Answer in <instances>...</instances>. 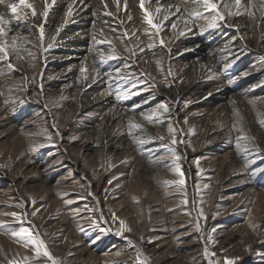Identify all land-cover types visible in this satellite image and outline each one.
Wrapping results in <instances>:
<instances>
[{"label": "rangeland", "instance_id": "obj_1", "mask_svg": "<svg viewBox=\"0 0 264 264\" xmlns=\"http://www.w3.org/2000/svg\"><path fill=\"white\" fill-rule=\"evenodd\" d=\"M170 1L207 49L185 56L181 30L129 0L104 9L146 26L110 35L92 67L46 69L41 50L77 49L65 24L0 36V264H52L21 227L59 264H264V0Z\"/></svg>", "mask_w": 264, "mask_h": 264}, {"label": "bare ground", "instance_id": "obj_2", "mask_svg": "<svg viewBox=\"0 0 264 264\" xmlns=\"http://www.w3.org/2000/svg\"><path fill=\"white\" fill-rule=\"evenodd\" d=\"M42 1H45V2L48 1L46 3L49 5H47L48 7L46 8H49V9L45 8L44 10L43 8H41L38 11H36L35 10L36 6L38 7L39 5H41ZM108 1L109 0H29V3L33 5V8L30 9L27 7H18L17 11L19 12L21 16H23V19L18 20L12 14L10 6L12 4H18L19 0H3V2H0V16H3L5 20L9 21V23L4 25L5 32L7 34L8 33L10 34L11 32H13L11 36L21 38L22 40L24 37H28L32 39V36L34 34L38 37L45 38V35L49 33V31L53 32L51 36L59 34V36L62 37L67 34L64 32L62 33L61 31V27L63 26V24H65L64 30L66 32L74 31L71 35L74 34L79 38L75 53L65 52V53H62V55L60 56L56 55L53 57L50 54L47 55V52H44V50H41V54H40L41 61L47 64L46 69L53 68L54 64H63L67 62L68 59H76L80 57H82L84 65H88L90 64V62L92 63L96 55H99V56L101 55L102 49H100L99 47L101 45L102 46L105 45L104 43H109L110 39H112L110 35L113 36L115 34L123 33L127 37H131V38L133 37V39H137V37L140 34V32L136 31V28H134V26L131 27L132 30H129L130 29L129 26L128 28H126V30L124 29L127 23L131 25H133L136 21H139L140 23H142L141 20L144 18L140 20L139 19L140 17L135 16L134 19H129V20L125 19L124 23H122L121 25L123 27L122 29L119 23H118L119 25L116 24L117 23L116 21L120 22L121 20L120 18H119L120 20H117V17L115 16L117 14L111 13L110 11L104 9V7L108 5ZM111 1H114V0H111ZM164 1H167V0H145V4H144L145 7H147L149 4L152 3V5H154L156 8H159L160 11L164 9L162 18H160L159 20L160 22H158L162 28L161 30L165 31L166 28L171 27V26L173 27V25H175L174 27L175 29L177 28L181 30L182 35L178 39H182L186 42L188 41L190 43H193L192 46H190L184 51L185 56L186 54H191V53L196 54L195 50L197 51V50L207 49L209 44L206 42V40L205 42L198 40L197 38L198 34L196 31H194L193 26L191 24L189 26L185 25L187 21L185 18H183L184 14H181L182 11L180 12L179 10V6H178L179 4L174 3L173 1L172 4L174 5H171V1L168 0V4L170 6L165 7L166 4L164 3ZM259 1L260 0H252V3L259 6V4L257 3ZM129 2L131 3L130 5L133 8L135 9L141 8L140 7L141 0H129ZM190 2H192L191 4H195L194 0ZM27 9L30 11L31 13L30 15L26 13ZM33 9L35 10V13H36L35 15H33ZM62 10H63L64 16L61 19H56L57 17L54 18L55 17L53 16L54 13H58ZM115 17H116V20H113ZM164 17H167V19H164ZM31 18H33L34 25H31ZM142 24L144 25V23ZM183 25H185L186 27H184ZM88 26L90 27L89 29H88ZM84 27H87V29L80 30ZM22 32H25V33H22ZM87 32H91L92 35L90 34L86 35L85 33ZM86 51L88 52L87 54H85ZM24 52L30 53L31 50L24 49ZM201 55L205 56L207 54L202 52Z\"/></svg>", "mask_w": 264, "mask_h": 264}, {"label": "snow or ice", "instance_id": "obj_3", "mask_svg": "<svg viewBox=\"0 0 264 264\" xmlns=\"http://www.w3.org/2000/svg\"><path fill=\"white\" fill-rule=\"evenodd\" d=\"M0 2H3V0H0ZM239 3H240V0H236V4L239 5ZM144 4H145V0H141L140 7L145 11L146 22L149 25H151L152 28L157 29V31H159L160 25L153 22V13L148 11L144 7ZM203 4L209 10H218L217 4L214 2V0H203ZM18 7H27V8L31 9V8H33V5L31 3H29V0H19L18 4H12L10 6L12 14L18 20H21V19H23V16H21L19 14V12L17 11ZM159 11H160V9L157 8V12H159ZM35 14H36L35 10L33 9V15H35ZM219 18L223 19L222 16ZM164 19H167V17H164ZM7 23H9V21L5 20L3 16H0V36L5 34L4 25ZM211 26L212 27L216 26L215 19L212 21ZM173 27H175V25H173ZM161 42L163 43V41H161ZM0 52H5V55H6V51H5L3 46H0ZM262 123H264V122H262ZM173 142H175V141H173ZM181 183H183V180H181ZM12 215L15 216L16 214L13 213ZM17 219H19V217H17ZM121 224H123V221H121ZM0 227H3V225L0 224ZM126 230H130V229H126ZM118 234H120V233H118ZM12 235L15 237H19L21 239H26V243H30V244L34 245L37 257L43 255V256L47 257L49 260H52V264H59V261H56L51 256L50 252L47 250V247L44 244V241L41 239L33 237L29 228L21 227L19 231L12 232ZM141 264H146V262H141ZM228 264H233V262L229 261Z\"/></svg>", "mask_w": 264, "mask_h": 264}]
</instances>
